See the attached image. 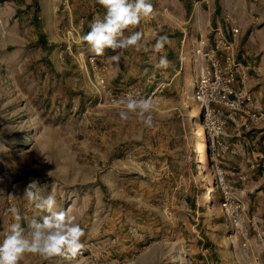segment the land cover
<instances>
[{
	"label": "rangeland",
	"instance_id": "1",
	"mask_svg": "<svg viewBox=\"0 0 264 264\" xmlns=\"http://www.w3.org/2000/svg\"><path fill=\"white\" fill-rule=\"evenodd\" d=\"M150 3L126 32L142 31L143 47L113 61L81 41L104 14L97 0H0V226L14 222L11 206L25 227L42 215L23 198L35 180L85 232L77 257L21 264H251L233 216L248 213L244 191L260 178L224 154L235 110L209 89L198 98L206 61L191 27L181 38L182 0ZM160 55L169 68L155 67ZM128 94L153 99V127L119 119L115 102Z\"/></svg>",
	"mask_w": 264,
	"mask_h": 264
},
{
	"label": "crops",
	"instance_id": "2",
	"mask_svg": "<svg viewBox=\"0 0 264 264\" xmlns=\"http://www.w3.org/2000/svg\"><path fill=\"white\" fill-rule=\"evenodd\" d=\"M185 6L192 7L187 20ZM182 7L180 37L187 38L188 25L197 52L214 55L223 63L225 51L213 52L221 37L231 45L238 64L233 85L246 98L238 99V110L229 116L227 139L222 141L228 161L241 160L240 173L260 178L244 191L249 214L241 219L240 237L248 262L264 264V170L259 167L264 159V0H182ZM233 27H238L237 34L232 33Z\"/></svg>",
	"mask_w": 264,
	"mask_h": 264
},
{
	"label": "clouds",
	"instance_id": "3",
	"mask_svg": "<svg viewBox=\"0 0 264 264\" xmlns=\"http://www.w3.org/2000/svg\"><path fill=\"white\" fill-rule=\"evenodd\" d=\"M105 10L102 17L94 18L90 23V30L81 36V41L86 42L90 51L96 56H103L106 50H112L115 55L110 59L119 61L124 50L143 47V32L132 31L143 18L153 12L150 0H97ZM169 37L159 35L153 45L155 53H162ZM144 51H149L144 47ZM171 65L166 55H160L158 69H167ZM117 107L123 105L118 116L121 121H128L130 114H135L137 119L147 128L154 126L152 114L153 99L139 97L132 94L117 100ZM50 174V173H49ZM27 203L33 206L39 218L28 220L25 227L22 223L24 217L20 209L11 206L7 212L11 214L14 222L7 227L0 226V264H21L26 254H37L45 258L62 256L71 260L82 253L85 245L82 238L84 229L77 222L70 209L57 210V199L54 191L46 192L38 182H30L24 192Z\"/></svg>",
	"mask_w": 264,
	"mask_h": 264
},
{
	"label": "built area",
	"instance_id": "4",
	"mask_svg": "<svg viewBox=\"0 0 264 264\" xmlns=\"http://www.w3.org/2000/svg\"><path fill=\"white\" fill-rule=\"evenodd\" d=\"M231 31L233 34H237L238 27H233ZM220 50L225 51L223 63L216 59L214 55L210 57L207 53L199 54L202 59L210 61L211 68L208 66L201 68L202 71L197 86L198 98L206 97V90L209 89L212 94H216L217 100L225 107L238 110V99L246 98L241 92H237L231 87L238 64L234 60L231 45L221 37L218 39L213 52L216 53ZM232 96L235 99L232 100ZM230 117L232 118V115ZM257 118L255 117V119ZM234 208L236 209V207ZM233 221L236 227H241V221L236 215L233 216Z\"/></svg>",
	"mask_w": 264,
	"mask_h": 264
},
{
	"label": "bare ground",
	"instance_id": "5",
	"mask_svg": "<svg viewBox=\"0 0 264 264\" xmlns=\"http://www.w3.org/2000/svg\"><path fill=\"white\" fill-rule=\"evenodd\" d=\"M229 236H231V237H229V239H230V240H233V235H232V234H230Z\"/></svg>",
	"mask_w": 264,
	"mask_h": 264
},
{
	"label": "trees",
	"instance_id": "6",
	"mask_svg": "<svg viewBox=\"0 0 264 264\" xmlns=\"http://www.w3.org/2000/svg\"><path fill=\"white\" fill-rule=\"evenodd\" d=\"M199 113H200V114H199V115H200L199 117H201V115H202V111H201V112L199 111Z\"/></svg>",
	"mask_w": 264,
	"mask_h": 264
}]
</instances>
